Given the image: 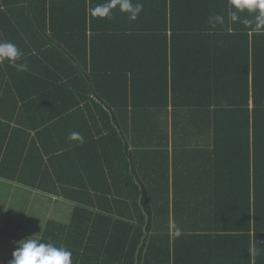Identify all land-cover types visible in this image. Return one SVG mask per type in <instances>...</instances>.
Returning a JSON list of instances; mask_svg holds the SVG:
<instances>
[{"label":"trees","instance_id":"obj_1","mask_svg":"<svg viewBox=\"0 0 264 264\" xmlns=\"http://www.w3.org/2000/svg\"><path fill=\"white\" fill-rule=\"evenodd\" d=\"M104 2L0 0V41L25 54L0 64V95L37 132H79L84 143L71 153L91 165L80 169L95 200L77 203L69 225L49 221L41 241L66 247L73 264H264V34L229 24L227 0H139L135 21L118 10L110 20L92 17ZM213 14L225 15V25L210 29ZM157 71L166 99L214 114L211 216L202 228L196 217L173 218L178 237L170 218L158 217L117 108L107 106L115 95L139 102L126 87ZM120 78L126 87L118 91ZM61 163L68 175L66 157ZM55 177L48 192L69 199Z\"/></svg>","mask_w":264,"mask_h":264},{"label":"crops","instance_id":"obj_2","mask_svg":"<svg viewBox=\"0 0 264 264\" xmlns=\"http://www.w3.org/2000/svg\"><path fill=\"white\" fill-rule=\"evenodd\" d=\"M149 76L152 79H141L138 83L131 80L133 86L129 83L127 87L122 78L117 79L113 88L138 90L139 102L134 104L135 97L130 94L126 102L115 95L107 106L117 108L116 117L124 130L130 161L158 217L170 218L171 233L176 228L173 218L196 217L197 228H202L211 216L214 185L212 108L182 107L178 99H166L164 73L151 72ZM167 77L170 84V73ZM0 99L5 101L1 95ZM3 100L0 264H9L17 241L33 235L41 239L49 221L69 225L77 203H88L96 197L86 191V176L80 169L89 171L91 165L86 162L78 165V159L75 161L71 153L77 141H70L67 136L63 139L60 134L54 139L53 134L35 131L23 111L12 113L9 109L14 102L9 98L5 103ZM242 153L245 156V151H237L238 155ZM65 157L68 175L61 163ZM95 169L100 171L99 167ZM56 175L61 179L57 185L70 188L69 199L48 192L54 189Z\"/></svg>","mask_w":264,"mask_h":264},{"label":"clouds","instance_id":"obj_3","mask_svg":"<svg viewBox=\"0 0 264 264\" xmlns=\"http://www.w3.org/2000/svg\"><path fill=\"white\" fill-rule=\"evenodd\" d=\"M227 22L240 24L245 30L252 33L264 34V0H227ZM142 2L133 0H105L90 9V15L99 19H112L114 10L127 15L131 21L137 20L143 11ZM226 23L225 15L213 14L207 19L210 29L215 30L218 26ZM24 52L11 41H0V64L7 61L15 64L24 56ZM23 68L25 66L20 65ZM70 141L84 143V137L79 132L69 134ZM175 235H181L177 227ZM9 264H73L72 252L66 247H57L50 242H42L35 235L16 242V249L12 253ZM254 264V262H253Z\"/></svg>","mask_w":264,"mask_h":264}]
</instances>
